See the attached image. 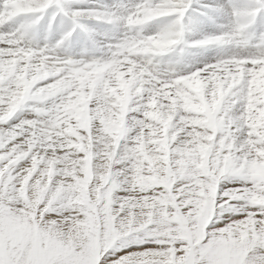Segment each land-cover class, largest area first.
Wrapping results in <instances>:
<instances>
[{
	"label": "snow or ice",
	"instance_id": "6c2138e0",
	"mask_svg": "<svg viewBox=\"0 0 264 264\" xmlns=\"http://www.w3.org/2000/svg\"><path fill=\"white\" fill-rule=\"evenodd\" d=\"M90 3L0 0V264H264V0Z\"/></svg>",
	"mask_w": 264,
	"mask_h": 264
},
{
	"label": "clouds",
	"instance_id": "9594fccd",
	"mask_svg": "<svg viewBox=\"0 0 264 264\" xmlns=\"http://www.w3.org/2000/svg\"><path fill=\"white\" fill-rule=\"evenodd\" d=\"M142 19L143 18H137L136 21H130V22H140ZM173 35H174L173 33H167L166 34L167 39L164 40V41H157V40H153L152 38H149V41H150V43H156V44H159V43H172V42H174L172 40V38H171ZM219 87H223V84L221 83L219 85ZM228 87L231 88L232 84L229 83ZM109 111H110V114L108 115L107 119L109 121V134L112 135V137H113V140H112L111 144L113 146V151H114L115 150L114 145L117 143V136H118V133H119L120 129H119V125L117 123V120L112 119L111 110H109ZM181 120L183 121L184 118H181ZM130 127H132V126H130ZM192 132L193 133L195 132L194 128H193ZM205 135L206 134L204 132L197 133L195 136H193L192 133H189V134H187L184 137V141H182V142L189 141L190 138L191 139H195V140H200V139L204 138ZM187 146H188V144L185 143V147H187ZM105 147L107 148V147H109V145H106ZM160 147L161 148L163 147V141H161ZM205 147L206 146L204 144H199V151L201 153H203L204 150H205ZM156 151H160V148H156ZM125 155H127V153Z\"/></svg>",
	"mask_w": 264,
	"mask_h": 264
},
{
	"label": "rangeland",
	"instance_id": "374dc122",
	"mask_svg": "<svg viewBox=\"0 0 264 264\" xmlns=\"http://www.w3.org/2000/svg\"><path fill=\"white\" fill-rule=\"evenodd\" d=\"M87 2H90V0H88ZM205 2L211 3V0H205ZM84 7H90L91 4L89 6L86 5H81ZM259 15V14H258ZM90 22V21H88ZM215 26H209L207 28L204 29V32H213L215 31ZM42 33V31L40 32ZM200 36V33H196V34H189L188 39L189 40H194V39H198ZM97 39H100V37H98ZM75 47H77L78 50V46L80 44L74 43ZM75 50V51H77ZM215 48H203V51L201 52V48H192L190 51L192 53V55L188 58L187 63L188 64H192L195 63L197 67L202 66L201 62H208V58L209 57H215L218 53H220L221 51L225 52L228 54L229 50H225V49H220L217 50L215 52ZM69 53H71V51L67 50ZM240 51L242 52L243 50L240 49ZM76 53V52H74ZM97 56V54H95ZM81 55L77 56V59L80 58ZM100 56V55H99ZM187 70V69H185Z\"/></svg>",
	"mask_w": 264,
	"mask_h": 264
},
{
	"label": "bare ground",
	"instance_id": "6f19581e",
	"mask_svg": "<svg viewBox=\"0 0 264 264\" xmlns=\"http://www.w3.org/2000/svg\"><path fill=\"white\" fill-rule=\"evenodd\" d=\"M88 0H79V3H80V6L81 5H86V6H89L91 3L90 2H87ZM211 2H213V0H211ZM90 25L94 26V27H97L98 29H102L104 26L103 25H98L96 24V22L94 21H90L88 22ZM99 37V36H98ZM97 37V38H98ZM75 43V42H74ZM203 51V48H201V52ZM74 52H77V51H74ZM237 52H241L240 50H238ZM202 64V62H201Z\"/></svg>",
	"mask_w": 264,
	"mask_h": 264
}]
</instances>
